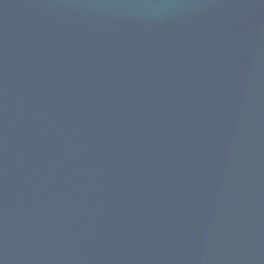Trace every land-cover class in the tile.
Wrapping results in <instances>:
<instances>
[{
    "label": "water",
    "instance_id": "water-1",
    "mask_svg": "<svg viewBox=\"0 0 264 264\" xmlns=\"http://www.w3.org/2000/svg\"><path fill=\"white\" fill-rule=\"evenodd\" d=\"M0 264H264V0H0Z\"/></svg>",
    "mask_w": 264,
    "mask_h": 264
}]
</instances>
